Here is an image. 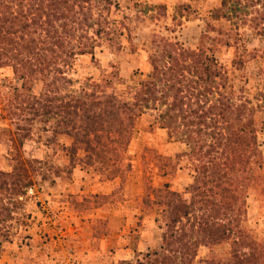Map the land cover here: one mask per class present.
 <instances>
[{"label":"trees","instance_id":"16d2710c","mask_svg":"<svg viewBox=\"0 0 264 264\" xmlns=\"http://www.w3.org/2000/svg\"><path fill=\"white\" fill-rule=\"evenodd\" d=\"M259 3L221 0L211 19L264 20L249 12ZM112 6L111 0H0V80L22 98L15 109L20 114L16 133L23 130L20 123L41 122L48 126L50 142L71 158L82 152L83 166L121 183L136 122L149 112L152 125L169 141L187 147L175 162L164 158V167L189 171L191 182L182 193L167 183L144 189L142 203L157 211L160 244L134 251L132 260L120 264H194L200 248L212 253L221 245L228 246L225 258L211 255L201 264H264V237L257 239L246 227L248 192L253 190L264 206V155L258 141L264 92L253 99L235 94L224 68L203 49L187 50L158 37L151 42L150 71L127 88L129 98L98 82L72 92L68 72L78 66L77 59L95 60V48L110 39ZM35 83L37 93L32 92ZM23 131L20 140H8L9 171L0 169V232L11 219L10 203L21 204L40 165L22 157L23 141L30 138V130Z\"/></svg>","mask_w":264,"mask_h":264},{"label":"rangeland","instance_id":"374dc122","mask_svg":"<svg viewBox=\"0 0 264 264\" xmlns=\"http://www.w3.org/2000/svg\"><path fill=\"white\" fill-rule=\"evenodd\" d=\"M111 1L107 16L108 27L113 29L110 39L100 41L94 51L95 60L89 56L77 59L78 66L68 72L72 92L98 82L107 84L108 92L129 98L127 88L150 71L149 57H155L151 42L157 37L187 50L203 49L224 68L235 94L253 99L264 92V20L213 21L212 11L221 0ZM259 2L249 12L252 18L264 19V0ZM120 31L123 36H118ZM10 88L0 80V169L9 171L12 164L8 140H20L26 133L23 130H30V138L23 141L22 157L36 159L40 165H35L33 186L21 204L9 205L13 214L0 232V264H120L134 258L139 238L147 250L157 249L161 239V230L154 223L157 211L142 203L144 189L167 183L171 190L184 192L191 182L190 172L170 171L164 167V158L174 161L175 155L187 147L169 141L165 131L152 125L150 113L143 114L126 153L130 162H126L122 175L125 180L120 183L116 179L120 185L113 186L105 176L96 174L94 167L80 163L82 152L71 158L50 142L48 126L41 122L31 126L20 123L23 130L17 134L20 114L15 109L22 98L16 99ZM39 88L35 83L32 92L37 93ZM259 116L263 122L264 116ZM258 141L264 155V126L259 128ZM73 169L83 171V184L74 183L77 174ZM105 191L112 193L95 199L96 192ZM246 227L257 239L264 237V206L253 190L247 197ZM227 252V245L214 248L212 253L200 248L194 264H201L211 255L225 258Z\"/></svg>","mask_w":264,"mask_h":264},{"label":"crops","instance_id":"0c3cea01","mask_svg":"<svg viewBox=\"0 0 264 264\" xmlns=\"http://www.w3.org/2000/svg\"><path fill=\"white\" fill-rule=\"evenodd\" d=\"M27 141V140H26ZM61 142L62 143H64V144H68V141L67 140H61ZM79 153V152H78ZM78 155V154H77ZM81 158H83V155L81 156ZM80 158V159H81ZM73 174L75 175V174H77V179L76 180H74V183H78V184H83L85 181H84V179H83V171L82 170H76V169H73ZM116 179H114V180H112V181H107V183H110V185H115L116 184V186L118 187V185H120V184H117L116 183V181H115ZM117 180H119V179H117ZM120 181V180H119ZM70 187H71V189L73 188V185H70ZM100 188V185L98 186V189ZM113 189H111V191H112ZM111 191H109V192H96V194H97V196H103V195H110L112 192ZM76 192H78V193H83V192H81V191H76ZM95 194V195H96ZM99 194H101V195H99ZM141 240L142 239H138V241L136 242V246H135V250L134 251H136V252H143L144 250H147L148 249V247H144V245H142V243H141Z\"/></svg>","mask_w":264,"mask_h":264},{"label":"built area","instance_id":"2783aa9c","mask_svg":"<svg viewBox=\"0 0 264 264\" xmlns=\"http://www.w3.org/2000/svg\"><path fill=\"white\" fill-rule=\"evenodd\" d=\"M31 192V190L29 191V193Z\"/></svg>","mask_w":264,"mask_h":264}]
</instances>
